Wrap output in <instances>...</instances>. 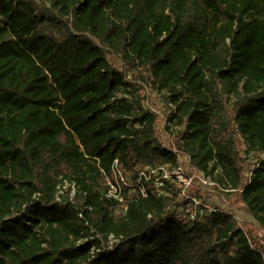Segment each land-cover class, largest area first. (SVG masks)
<instances>
[{
	"label": "trees",
	"instance_id": "16d2710c",
	"mask_svg": "<svg viewBox=\"0 0 264 264\" xmlns=\"http://www.w3.org/2000/svg\"><path fill=\"white\" fill-rule=\"evenodd\" d=\"M263 155L264 0H0V264H264L232 211L189 225L200 190L140 179L185 157L264 233Z\"/></svg>",
	"mask_w": 264,
	"mask_h": 264
},
{
	"label": "rangeland",
	"instance_id": "374dc122",
	"mask_svg": "<svg viewBox=\"0 0 264 264\" xmlns=\"http://www.w3.org/2000/svg\"><path fill=\"white\" fill-rule=\"evenodd\" d=\"M147 95L150 96V100H152V103H156L157 107L160 106L159 102H158L159 100L157 101V99H159V98H158V95L156 93H152V91L148 88ZM161 108H162V105H161ZM163 125H164V127H166L167 122L162 123V126L160 127L161 132L164 131ZM172 132H174V129H172ZM247 156H248L250 166L254 167V165L257 163V161L259 159V155H254L252 153H249ZM260 159H264V155L261 156ZM180 163H181V167L183 169V174H184V175H182V177L181 176L177 177V175H175V172H176L175 169H173V168L169 169V177L171 180H168V183L170 186L169 187L170 191L172 190L173 192H178L180 190L183 191V189L185 190L186 180L188 181V179H192L190 186L187 187L188 189H187L186 193L188 191H191V190L193 192L200 190L201 194H200V196H197V197L202 198L203 202L209 204L212 209H220V210H225L228 212L232 211L233 214L241 222L240 224H242V223L246 224L248 228L253 229V231L255 232V234L258 238L264 236V233L259 229V225L255 222V220L249 214H247L246 212H243L242 209H238L235 206V204L232 203L233 202L232 200H229L231 195L226 194V192H224L220 187L214 186L215 182L213 181L212 177H208V176L202 174V172L196 170L191 165V163H188V160L185 157L181 159ZM192 167L195 169V171L191 170ZM188 177H190V178H188ZM159 181H160L159 178H157L156 187L161 190L160 191L161 194H164L165 190H163V188L165 185H164L163 181H166V180L162 181L164 186L158 185L157 183ZM68 188H71V187L69 186V184H66L64 186V188L60 190V194L64 193V191H66ZM72 192H74V190ZM74 195H75V193H73L72 196H74ZM193 196H196V195H193ZM182 218L185 220L183 214H182ZM113 243H114V240L110 239L108 243H105V246H112Z\"/></svg>",
	"mask_w": 264,
	"mask_h": 264
},
{
	"label": "built area",
	"instance_id": "2783aa9c",
	"mask_svg": "<svg viewBox=\"0 0 264 264\" xmlns=\"http://www.w3.org/2000/svg\"><path fill=\"white\" fill-rule=\"evenodd\" d=\"M164 130H165V127H164ZM188 163H190V161ZM147 170L149 172V176L150 175H161V179H159L160 181L157 183L158 185H163V182H162L163 180H166V181L171 180L169 177V168L166 166H158L157 168H150V169L147 168L145 171L141 172L140 179L148 180L149 176L146 173ZM191 170L195 171L193 167L191 168ZM175 171H176L175 175H177V177H180V176L182 177V175H184L183 169L181 166H178L175 169ZM112 177L113 178H109L106 181L107 187H108L106 197L109 199H115L119 201L120 203H122L123 199H122V196L120 195V191L124 185H127L128 180L126 179L125 175L122 173L117 160L113 164ZM191 182H192V179H188V181L186 180V183H185L186 188L185 190L183 189V192L187 191L188 189L187 187L190 186ZM143 193H145L144 190H143ZM214 211L215 210L212 209L209 204L203 202L202 198H199L197 196H192L190 197V199H187V203L184 206L182 212L185 218V222L188 223L189 225H193V223L195 222H200L204 214L206 213L211 214ZM110 239L113 240L112 237H110Z\"/></svg>",
	"mask_w": 264,
	"mask_h": 264
}]
</instances>
